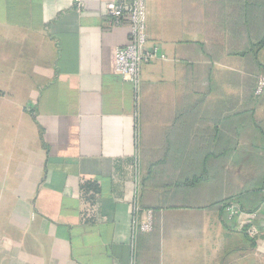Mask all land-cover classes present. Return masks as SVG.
<instances>
[{
    "label": "crops",
    "instance_id": "1",
    "mask_svg": "<svg viewBox=\"0 0 264 264\" xmlns=\"http://www.w3.org/2000/svg\"><path fill=\"white\" fill-rule=\"evenodd\" d=\"M81 1L0 0V264H264V0H146L138 86Z\"/></svg>",
    "mask_w": 264,
    "mask_h": 264
},
{
    "label": "built area",
    "instance_id": "2",
    "mask_svg": "<svg viewBox=\"0 0 264 264\" xmlns=\"http://www.w3.org/2000/svg\"><path fill=\"white\" fill-rule=\"evenodd\" d=\"M79 9H82V1L78 0ZM107 16L114 26H120L128 21L130 26V41L118 47L115 54V66L117 72L135 85H139L142 67L157 58H165L156 46L149 45L147 35V5L146 0H115L106 5ZM264 89V76L259 78L255 94L260 95ZM225 212L229 220L236 216H245L248 236L254 240L260 238L261 228L255 224L258 212H245L238 204L228 203ZM135 231H149L152 229V213L148 212L147 220L134 222Z\"/></svg>",
    "mask_w": 264,
    "mask_h": 264
},
{
    "label": "trees",
    "instance_id": "3",
    "mask_svg": "<svg viewBox=\"0 0 264 264\" xmlns=\"http://www.w3.org/2000/svg\"><path fill=\"white\" fill-rule=\"evenodd\" d=\"M257 46H264V36L261 38V39H259V41H258V43L256 44ZM258 83H259V80H258ZM258 83H257V86H258ZM257 86H256V88H257ZM256 91V90H255ZM264 94V89H263V92L260 94V95H256V96H261V95H263ZM197 180V178H192L191 179V182H194V181H196ZM229 203V202H228ZM228 203H226V205L228 204ZM243 209V208H242Z\"/></svg>",
    "mask_w": 264,
    "mask_h": 264
},
{
    "label": "rangeland",
    "instance_id": "4",
    "mask_svg": "<svg viewBox=\"0 0 264 264\" xmlns=\"http://www.w3.org/2000/svg\"><path fill=\"white\" fill-rule=\"evenodd\" d=\"M262 76H264V75H262ZM262 76H260V77H262Z\"/></svg>",
    "mask_w": 264,
    "mask_h": 264
}]
</instances>
